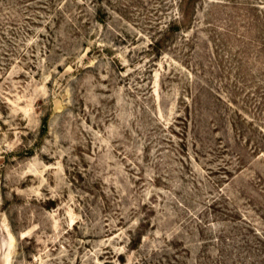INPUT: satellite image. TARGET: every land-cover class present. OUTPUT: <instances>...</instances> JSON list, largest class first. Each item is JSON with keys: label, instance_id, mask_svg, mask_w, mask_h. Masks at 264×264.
<instances>
[{"label": "rangeland", "instance_id": "1", "mask_svg": "<svg viewBox=\"0 0 264 264\" xmlns=\"http://www.w3.org/2000/svg\"><path fill=\"white\" fill-rule=\"evenodd\" d=\"M0 264H264V0H0Z\"/></svg>", "mask_w": 264, "mask_h": 264}, {"label": "trees", "instance_id": "2", "mask_svg": "<svg viewBox=\"0 0 264 264\" xmlns=\"http://www.w3.org/2000/svg\"><path fill=\"white\" fill-rule=\"evenodd\" d=\"M192 0H188V2H191Z\"/></svg>", "mask_w": 264, "mask_h": 264}]
</instances>
